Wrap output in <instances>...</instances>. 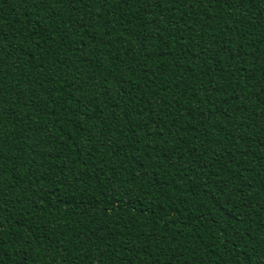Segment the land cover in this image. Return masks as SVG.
I'll use <instances>...</instances> for the list:
<instances>
[{"label":"trees","instance_id":"trees-1","mask_svg":"<svg viewBox=\"0 0 264 264\" xmlns=\"http://www.w3.org/2000/svg\"><path fill=\"white\" fill-rule=\"evenodd\" d=\"M0 264H264V0H0Z\"/></svg>","mask_w":264,"mask_h":264}]
</instances>
